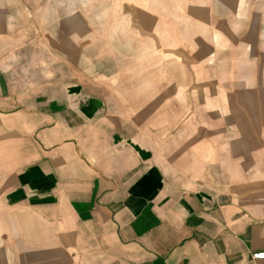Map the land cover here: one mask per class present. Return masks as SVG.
Instances as JSON below:
<instances>
[{
	"label": "crops",
	"instance_id": "1",
	"mask_svg": "<svg viewBox=\"0 0 264 264\" xmlns=\"http://www.w3.org/2000/svg\"><path fill=\"white\" fill-rule=\"evenodd\" d=\"M127 1L0 0V264H264V0Z\"/></svg>",
	"mask_w": 264,
	"mask_h": 264
},
{
	"label": "rangeland",
	"instance_id": "2",
	"mask_svg": "<svg viewBox=\"0 0 264 264\" xmlns=\"http://www.w3.org/2000/svg\"><path fill=\"white\" fill-rule=\"evenodd\" d=\"M251 1V0H249ZM204 2V0H154L153 4H154V12L156 11V14L158 15V23L159 24H169L170 20H174V23L185 26L187 24H191L190 22L193 21L194 17L192 18V15H189L186 10L188 7H190L192 4H198V5H202V3ZM256 0L253 1V4H256ZM264 4V2H262ZM112 4V3H111ZM113 7L117 8V9H121L124 8V12H126V10L133 8V6H129V4L132 5V3L128 2L126 0V3H122V1H118L115 0V2L113 3ZM125 5V6H124ZM200 9V8H198ZM197 12H194L195 15V19H197L199 17V15L201 14L200 10H195ZM161 14V16H159ZM193 14V13H192ZM189 21V22H188ZM195 22V26H197L196 30L199 29L198 32H195L193 34H190L191 36H194L195 38V45H196V50H195V56L197 58H201V51L199 50L200 48V44H201V36H202V29H201V25L202 23L199 21H194ZM148 23V21H147ZM182 35L184 36V34L182 33ZM179 44V55H186V48H184L185 45V41H178ZM199 50V51H198ZM192 51V50H191ZM201 64V63H200ZM199 64V66H201Z\"/></svg>",
	"mask_w": 264,
	"mask_h": 264
},
{
	"label": "built area",
	"instance_id": "3",
	"mask_svg": "<svg viewBox=\"0 0 264 264\" xmlns=\"http://www.w3.org/2000/svg\"><path fill=\"white\" fill-rule=\"evenodd\" d=\"M252 259H254V260H264V252L253 254L252 255Z\"/></svg>",
	"mask_w": 264,
	"mask_h": 264
}]
</instances>
